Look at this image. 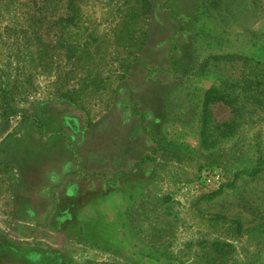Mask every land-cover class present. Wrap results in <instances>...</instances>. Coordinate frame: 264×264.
<instances>
[{
  "label": "rangeland",
  "instance_id": "rangeland-1",
  "mask_svg": "<svg viewBox=\"0 0 264 264\" xmlns=\"http://www.w3.org/2000/svg\"><path fill=\"white\" fill-rule=\"evenodd\" d=\"M77 1L95 65L60 57L0 118V264H264V0ZM209 88L233 104L203 145Z\"/></svg>",
  "mask_w": 264,
  "mask_h": 264
},
{
  "label": "trees",
  "instance_id": "trees-1",
  "mask_svg": "<svg viewBox=\"0 0 264 264\" xmlns=\"http://www.w3.org/2000/svg\"><path fill=\"white\" fill-rule=\"evenodd\" d=\"M41 3L43 7L40 5L38 7L36 0H0V17L3 14L8 16V23L0 27V118L4 123L8 122L9 117H14L23 110L20 104L28 101V96L32 92L29 89L32 86V78L36 75H51L53 70L59 68L60 57L66 61L74 60L75 65L70 69L71 71L76 68L89 72L92 69L89 67L95 65L96 53L83 44L70 40L75 37L70 29L73 30L80 25L81 7L78 1L69 0L68 8L71 9V15L57 19L48 16V10L45 7L47 2L42 0ZM53 28L52 31L56 30L55 34H57L55 43L45 38ZM3 56H6L5 63H2ZM172 61L175 62L173 58ZM80 91L82 88H65L58 95L80 106L78 100L81 99L73 97L80 96ZM226 96L229 97V95ZM214 100H223L231 106L233 104L231 99H226L215 88L206 90L200 131L203 145H206L207 139L211 137L208 126L210 120L208 106ZM23 114L27 113L23 110ZM222 126L224 127L222 135L227 136L231 124L223 123ZM220 192L221 190H217L212 195ZM237 226L240 228L241 224L237 222ZM210 245L211 252L217 254L219 258L226 256L224 246H232L222 241H212Z\"/></svg>",
  "mask_w": 264,
  "mask_h": 264
}]
</instances>
